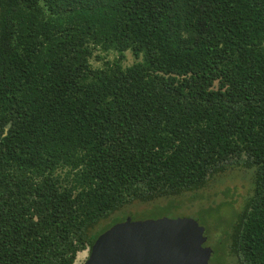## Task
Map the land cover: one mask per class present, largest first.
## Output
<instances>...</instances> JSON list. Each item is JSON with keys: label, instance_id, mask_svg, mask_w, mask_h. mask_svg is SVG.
Returning a JSON list of instances; mask_svg holds the SVG:
<instances>
[{"label": "trees", "instance_id": "trees-1", "mask_svg": "<svg viewBox=\"0 0 264 264\" xmlns=\"http://www.w3.org/2000/svg\"><path fill=\"white\" fill-rule=\"evenodd\" d=\"M232 167L230 252L264 264V0H0V264H75L126 206Z\"/></svg>", "mask_w": 264, "mask_h": 264}, {"label": "rangeland", "instance_id": "rangeland-1", "mask_svg": "<svg viewBox=\"0 0 264 264\" xmlns=\"http://www.w3.org/2000/svg\"><path fill=\"white\" fill-rule=\"evenodd\" d=\"M97 56L104 59L98 60ZM116 56V52L104 53L97 50L91 59L92 66L101 67L106 59L113 60ZM136 61L138 60L131 51L126 52L124 66L132 65ZM251 194L252 172L232 167L211 176L200 190L186 191L148 203L136 201L126 206L123 211L102 221L100 226L121 222L127 217L134 220L160 217L191 218L205 228L208 237L206 245L213 249L210 264H237L236 257L230 252L229 233ZM89 254L88 249L78 253L75 264H84Z\"/></svg>", "mask_w": 264, "mask_h": 264}, {"label": "water", "instance_id": "water-1", "mask_svg": "<svg viewBox=\"0 0 264 264\" xmlns=\"http://www.w3.org/2000/svg\"><path fill=\"white\" fill-rule=\"evenodd\" d=\"M207 241L191 218L127 217L97 237L84 264H210Z\"/></svg>", "mask_w": 264, "mask_h": 264}, {"label": "flooded vegetation", "instance_id": "flooded-vegetation-1", "mask_svg": "<svg viewBox=\"0 0 264 264\" xmlns=\"http://www.w3.org/2000/svg\"><path fill=\"white\" fill-rule=\"evenodd\" d=\"M206 245V244H205Z\"/></svg>", "mask_w": 264, "mask_h": 264}]
</instances>
